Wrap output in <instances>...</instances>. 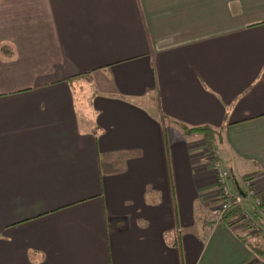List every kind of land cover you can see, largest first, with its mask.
Segmentation results:
<instances>
[{"label": "crops", "instance_id": "obj_1", "mask_svg": "<svg viewBox=\"0 0 264 264\" xmlns=\"http://www.w3.org/2000/svg\"><path fill=\"white\" fill-rule=\"evenodd\" d=\"M198 126L264 198V0H0V264H264Z\"/></svg>", "mask_w": 264, "mask_h": 264}, {"label": "built area", "instance_id": "obj_2", "mask_svg": "<svg viewBox=\"0 0 264 264\" xmlns=\"http://www.w3.org/2000/svg\"><path fill=\"white\" fill-rule=\"evenodd\" d=\"M211 156L214 160L213 174L220 200L219 203L212 208L211 213L213 217L217 222H222L232 206L241 205L244 209V218L253 220V230L259 231L261 227L264 226V198L259 194L252 179L249 178L243 181V189L241 192H233L230 185L231 177L228 169L220 160L215 150H213ZM247 202L252 203L253 207H247ZM248 208H250V210ZM254 214H257V218L254 217Z\"/></svg>", "mask_w": 264, "mask_h": 264}, {"label": "trees", "instance_id": "obj_3", "mask_svg": "<svg viewBox=\"0 0 264 264\" xmlns=\"http://www.w3.org/2000/svg\"><path fill=\"white\" fill-rule=\"evenodd\" d=\"M190 131L197 133L205 138L211 155L213 154V150L216 151L215 143L219 138V134H217V131L215 129L209 126H198L189 129L187 132ZM243 215L244 209L242 208V206L234 205L225 215L224 220H232V225H237L238 230L243 231V235L241 236L243 240H247L248 238L254 236H256L257 238H261V241H257V243L251 244V248L259 257L264 259V226L261 227L259 231H254L252 228L253 220L245 219ZM254 217L257 218V214H254ZM215 221L217 220L214 218V222Z\"/></svg>", "mask_w": 264, "mask_h": 264}, {"label": "rangeland", "instance_id": "obj_4", "mask_svg": "<svg viewBox=\"0 0 264 264\" xmlns=\"http://www.w3.org/2000/svg\"><path fill=\"white\" fill-rule=\"evenodd\" d=\"M249 207H253L252 203L249 202ZM256 240L261 241V238H256Z\"/></svg>", "mask_w": 264, "mask_h": 264}]
</instances>
